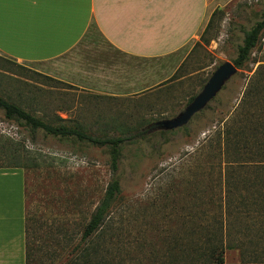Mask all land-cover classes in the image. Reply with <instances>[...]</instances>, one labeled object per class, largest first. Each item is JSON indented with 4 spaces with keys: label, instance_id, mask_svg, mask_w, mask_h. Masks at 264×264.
<instances>
[{
    "label": "rangeland",
    "instance_id": "rangeland-1",
    "mask_svg": "<svg viewBox=\"0 0 264 264\" xmlns=\"http://www.w3.org/2000/svg\"><path fill=\"white\" fill-rule=\"evenodd\" d=\"M263 12L264 0H232L215 15L202 37L204 41L200 40L186 57L183 77L141 96L117 99L95 95L46 79L4 58H0V95L49 123L78 125L94 136H119L125 129L133 132L176 116L219 64L235 58L243 32ZM258 65H264V34L245 68L237 70L216 97L185 125L188 133L178 128L163 131L160 136L155 127L144 139L121 146L115 174L120 198L110 213L111 220L83 247L93 244L99 249L97 258L109 263L120 259L123 264H158L178 259L179 191L186 185L184 181L195 180L192 176L199 162L206 167V158L200 157L203 151L197 150L206 145V138L235 107ZM56 117L66 121H57ZM0 133L21 141L30 151L25 167L7 169H17L24 176L32 253L42 258L54 251L56 258L46 264H64L114 177L108 147L46 136L41 131L31 136L26 128L5 120L1 111ZM220 190L221 186L214 189ZM243 225L249 226L248 222ZM66 236L70 242L64 241ZM224 259L238 263V251H226ZM249 259L242 264H250Z\"/></svg>",
    "mask_w": 264,
    "mask_h": 264
},
{
    "label": "crops",
    "instance_id": "crops-1",
    "mask_svg": "<svg viewBox=\"0 0 264 264\" xmlns=\"http://www.w3.org/2000/svg\"><path fill=\"white\" fill-rule=\"evenodd\" d=\"M232 0H0V57L95 95L162 87ZM24 176L0 168V264H25Z\"/></svg>",
    "mask_w": 264,
    "mask_h": 264
},
{
    "label": "trees",
    "instance_id": "trees-1",
    "mask_svg": "<svg viewBox=\"0 0 264 264\" xmlns=\"http://www.w3.org/2000/svg\"><path fill=\"white\" fill-rule=\"evenodd\" d=\"M220 10L221 8H216L212 12L199 41H204L203 35ZM263 34L264 12L259 20L243 32L242 42L231 61L237 70L245 68ZM186 59L165 84L183 77ZM193 97L191 95L187 103ZM0 111L5 120L26 128L31 136L41 131L46 136L108 147L109 168L114 177L107 184L83 227L79 242L67 253L64 264H123L124 260L120 259L117 260L118 263L99 259L97 247L93 244L83 245L91 241L105 223L111 220L110 213L120 198L121 188L115 174L121 159V146L126 142L144 139L155 131V124L149 123L133 132L125 129V133L119 136H94L78 125L49 123L1 95ZM56 120L66 121L60 117H56ZM181 129L188 133L186 126ZM157 132L163 136V131ZM206 139V145H201L197 150L203 151L200 157L206 158V167L199 162L195 168L196 173L192 176L196 182L184 181L186 185L179 191L182 197L178 203V259L162 260L158 264H242L246 258H250V264H264V65L255 68L235 107L227 114L222 125ZM29 154V149L21 141L0 133V168L25 167L30 161ZM204 170H207V178ZM210 179L211 182L208 181ZM220 186L219 192L214 191L216 187L220 189ZM206 193L210 194L207 201L204 199ZM244 222H248L249 226H244ZM31 235L25 216V264H46L53 261L57 256L54 251L42 258L32 253ZM70 240L66 236L64 241ZM54 241L60 244L59 240ZM233 250L238 251L239 262H225V252Z\"/></svg>",
    "mask_w": 264,
    "mask_h": 264
},
{
    "label": "water",
    "instance_id": "water-1",
    "mask_svg": "<svg viewBox=\"0 0 264 264\" xmlns=\"http://www.w3.org/2000/svg\"><path fill=\"white\" fill-rule=\"evenodd\" d=\"M237 69L230 61L219 64L193 99L173 118L156 121L155 127L160 131L182 128L197 113L213 100L225 83L236 74Z\"/></svg>",
    "mask_w": 264,
    "mask_h": 264
}]
</instances>
